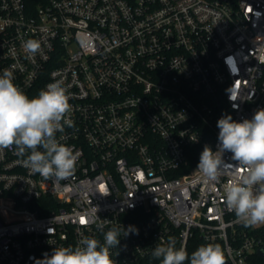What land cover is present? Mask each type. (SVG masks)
I'll use <instances>...</instances> for the list:
<instances>
[{"label":"built area","instance_id":"2783aa9c","mask_svg":"<svg viewBox=\"0 0 264 264\" xmlns=\"http://www.w3.org/2000/svg\"><path fill=\"white\" fill-rule=\"evenodd\" d=\"M4 71L29 98L63 83L74 126L56 137L79 158L56 180L0 150V264H36L129 225L139 234L111 249L115 264H152L169 238L189 256L211 243L226 264H264V225L245 227L225 203L244 174L231 153L216 182L196 170L222 115L264 108V0H0Z\"/></svg>","mask_w":264,"mask_h":264},{"label":"clouds","instance_id":"9594fccd","mask_svg":"<svg viewBox=\"0 0 264 264\" xmlns=\"http://www.w3.org/2000/svg\"><path fill=\"white\" fill-rule=\"evenodd\" d=\"M23 47L27 53L35 54L40 43L29 39ZM69 99L68 89L61 81L48 84L38 95L29 98L14 83L12 73L4 71L0 75V150H13L33 174L56 180L71 177L79 153L56 137L65 125L74 126L73 121L66 119L71 110ZM217 128V148L214 151L204 146L196 170L205 182H216L229 171L224 153H231L233 166L244 174L226 186V206L245 227L264 225V108L256 110L251 119L240 122L231 115H222ZM89 222L96 223L103 232L104 222L98 216ZM130 234L138 235L139 229L134 225L113 227L103 232V243L94 237H84L75 247L61 246L54 248L51 255L45 253L36 264H115L111 249H117L120 238ZM152 256L160 264H226L219 244H202L189 256L184 247L177 248L173 238L158 244Z\"/></svg>","mask_w":264,"mask_h":264},{"label":"trees","instance_id":"16d2710c","mask_svg":"<svg viewBox=\"0 0 264 264\" xmlns=\"http://www.w3.org/2000/svg\"><path fill=\"white\" fill-rule=\"evenodd\" d=\"M43 0H28V4L31 8H35L36 5H39ZM152 264H160V260L154 258Z\"/></svg>","mask_w":264,"mask_h":264},{"label":"water","instance_id":"95a60500","mask_svg":"<svg viewBox=\"0 0 264 264\" xmlns=\"http://www.w3.org/2000/svg\"><path fill=\"white\" fill-rule=\"evenodd\" d=\"M260 254H262L264 256V251H260Z\"/></svg>","mask_w":264,"mask_h":264}]
</instances>
